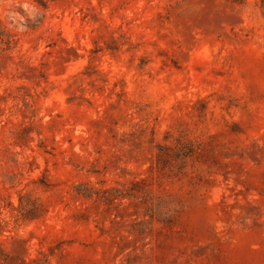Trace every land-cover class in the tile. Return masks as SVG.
I'll return each instance as SVG.
<instances>
[{
  "label": "rangeland",
  "instance_id": "1",
  "mask_svg": "<svg viewBox=\"0 0 264 264\" xmlns=\"http://www.w3.org/2000/svg\"><path fill=\"white\" fill-rule=\"evenodd\" d=\"M0 264H264V0H0Z\"/></svg>",
  "mask_w": 264,
  "mask_h": 264
}]
</instances>
